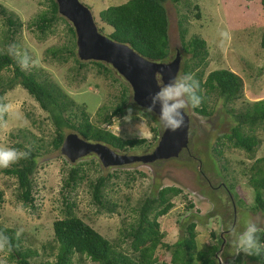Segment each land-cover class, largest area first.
Segmentation results:
<instances>
[{"label": "trees", "instance_id": "16d2710c", "mask_svg": "<svg viewBox=\"0 0 264 264\" xmlns=\"http://www.w3.org/2000/svg\"><path fill=\"white\" fill-rule=\"evenodd\" d=\"M169 1L178 7L180 14L178 20L180 49L177 52L182 58L180 74L181 76L191 74L200 85L198 94L202 96V103L197 108L190 107L196 113L210 117L215 112L218 102L222 101L226 112L234 121L230 132L218 136L210 146L212 154L209 159L220 178L214 191L218 193L217 197L221 201L224 195L228 197L232 211L236 208H245L246 198L241 192L237 172L231 167L232 163L227 159L226 154L231 148H235L244 151L249 158L255 157L261 144L257 132L264 130V98L246 102L243 107L236 109V102L244 97L243 79L228 69L214 70L205 76L209 64L207 41L199 34L189 35L191 14L198 19L201 18L199 0H128L100 11L101 22L112 31L106 33L105 26H101L99 31L114 41L130 45L136 52L150 60L168 62L171 59L170 23L165 4ZM48 2L49 9L33 16L27 24L38 31L37 35L45 38L49 33H53L59 22H63L69 36L68 42L50 48L47 52L59 63L73 60L74 64L68 69L72 74L71 81L85 79L88 67L91 65L95 67L99 77L112 81L108 91L112 98L109 103L99 107L96 118H93L85 104L78 103L59 82L46 74V68L22 70L15 49L5 50L0 46V111H2L3 95L19 84L47 113L54 127L53 136L47 143L49 148L61 149L68 131L78 134L86 141L104 143L121 154H127L143 146L147 141L146 138H125L111 129L115 123L113 117L122 118L125 109L130 107L131 86L110 64L94 60L82 61L78 58L74 26L59 13L56 0H48ZM181 8H184V11ZM2 14L5 15V12ZM5 21L9 27L8 32L12 35L22 26L19 19H13L9 15L5 17ZM261 47L264 49V31L261 36ZM25 53L29 55L28 50L24 48L22 54ZM136 107H133V110L136 109V112L149 116L147 111ZM159 129L158 124L151 128L155 133V141L159 140L156 137ZM12 136L18 138V135ZM23 138L29 146L24 142H18L14 146L16 149L28 152V156L8 168H3L2 171L16 178L18 199L24 207L34 211L37 209L38 191L33 175L38 167L41 148H44L41 140L43 138L29 139L28 133H24ZM39 142L42 144L39 145ZM201 161L204 160L200 155L198 162ZM92 162L94 163V160ZM112 168L118 169L121 166ZM247 169L242 170V175L248 177V182L255 193L252 209L264 214V157L256 159ZM199 171L201 173L204 170L199 168ZM84 172L85 170L79 165L71 166L68 170V176L63 184L67 192L63 193L62 213L52 223L51 240L43 243L40 248L35 246L34 240L28 239L26 231L20 232L17 227L1 221L5 191L0 189V242L8 252L9 261L15 264H84L88 260L97 264H220L217 254L221 251L223 239L212 233V237L217 240L216 244L199 248L196 240L198 223L195 220L181 223V233L175 242L165 241L166 233L161 229L159 217L166 215L172 209L173 198L182 193L181 188L177 186L163 187L156 196H149L132 208L135 218L131 222H127L125 217L122 218L119 237L112 239L102 234L85 221L78 213L75 201L69 197V190H74L79 184L85 183ZM114 176L118 177V174ZM114 176L111 174L107 177L99 176L96 181H90L92 201L98 211L113 213L118 211V207L125 206L120 201L109 198L104 192L107 180ZM189 206L192 207L193 204ZM223 217L224 222L228 217L232 218V215H227V219L225 215ZM257 236L262 246L261 251L252 254L246 252V259L240 254L236 264H245L247 259L250 264H264V228L258 229ZM123 244L127 246L124 247ZM222 254L230 255L227 248ZM0 264H3L1 258Z\"/></svg>", "mask_w": 264, "mask_h": 264}, {"label": "rangeland", "instance_id": "374dc122", "mask_svg": "<svg viewBox=\"0 0 264 264\" xmlns=\"http://www.w3.org/2000/svg\"><path fill=\"white\" fill-rule=\"evenodd\" d=\"M80 1L91 10L99 29L105 26L100 20V11L128 0ZM199 3L201 18L198 19L191 14L189 35L199 34L207 41L209 64L205 76L214 70L228 69L243 79L244 97L236 102V109L243 107L246 102L264 98V49L261 47V36L264 31V0H199ZM165 5L170 23V60H173L180 49L178 32L180 14L174 3L169 1ZM46 9H49L48 0H0V46L5 50L15 49V53L19 51L21 54L22 49H27L30 60L35 61L34 64L30 62L28 69L46 68V74L59 82L78 103L85 104L92 117L96 118L99 107L109 103L112 98L108 93L112 81L99 77L92 65L88 67L85 79L80 77L78 81H71L72 74L68 69L74 64L73 60L59 63L47 52L50 48L68 42L69 36L65 24L59 22L53 33H49L45 38L37 35L38 31L27 24L33 16ZM181 10L184 11V8ZM4 12L5 15L2 14ZM8 15L22 22L16 34L12 35L8 32L9 27L5 21ZM111 31L110 27L105 26L106 33ZM179 77L181 74L178 75ZM131 106L133 108L137 104H130ZM1 109L0 148H15L14 145L18 142H24L29 146L23 138L24 133H28L29 139L32 137L44 139H41L44 148H41L38 167L33 175L38 191L37 209L34 211L24 207L18 199L16 178L4 173L3 168H0V189L5 191L1 221L17 227L20 232L26 231L28 239L34 240L37 248L52 238V223L62 213L63 193L67 192L63 187L64 179L68 176L70 167L76 165L85 170L86 181L79 184L76 189L69 190V197L75 201L77 211L85 221L109 238L119 237L123 217L127 222L133 221L135 216L132 208L145 198L156 196L161 188L171 185L181 188L182 193L173 198L172 209L166 215L159 217L161 229L166 233L165 241L168 243L178 239L182 222L195 220L198 223L196 240L199 248L216 244L217 240L212 237V233H215L223 239L221 251L217 254L220 264H236L240 254L244 259L247 256L246 252L240 250L238 243V237L245 231L247 224L255 223L258 229L264 228V214L252 209L255 193L248 182V177L242 175V170H248L247 167L256 159L264 157L263 129L257 132L261 144L254 158H249L239 149L231 148L226 151V157L232 163L231 167L237 172L247 207L232 211L228 197L224 195L221 201L217 197L218 193L214 191L220 178L209 159L212 154L210 146L218 136L230 132L234 125L233 117L226 112L222 101L218 102L215 112L210 117L196 113L190 105L185 108L190 115V138L188 147L177 157L154 161L152 164L136 162L123 165L118 168L122 171L104 167L95 154L71 162L62 154L61 149L49 148L47 143L53 136L54 127L47 113L22 85H15L3 95ZM156 124L160 127L156 137L160 138L164 128L158 118L153 113L145 116L135 109L130 122H124L121 118V123L115 121L111 129L125 138H146L147 141L143 146L127 153L144 155L153 152L159 141L154 140L155 133L151 130ZM70 133L72 132L68 131L67 135ZM12 135H18V138ZM42 142H39V145ZM200 155L204 161L198 162ZM92 160L94 163H91ZM199 168L204 171L200 173ZM116 173L118 177L114 176ZM109 174L114 177L107 180L104 192L109 198L125 205L117 208L122 213L98 211L93 204L90 181H96L99 176L107 177ZM190 202L193 204L192 207L189 206ZM224 215L226 219L227 215H232V218L228 217L223 222ZM123 246L126 247L127 244ZM226 248L229 256L222 254ZM5 250L0 242L1 262L15 264L8 260V252ZM247 261L249 260L247 259L245 264H250ZM84 264L97 263L88 260Z\"/></svg>", "mask_w": 264, "mask_h": 264}, {"label": "water", "instance_id": "95a60500", "mask_svg": "<svg viewBox=\"0 0 264 264\" xmlns=\"http://www.w3.org/2000/svg\"><path fill=\"white\" fill-rule=\"evenodd\" d=\"M59 13L74 26L77 56L82 61H102L110 64L131 86L137 106L145 108L151 103L150 94L158 91V85L178 78L181 72V55L173 60L157 62L136 52L130 45L117 42L101 33L91 10L80 0H56ZM159 105L153 114L158 118ZM185 111V110H184ZM190 115L185 111V125L176 132L163 130L153 152L144 155H128L115 152L108 145L86 141L76 133L66 136L61 152L71 162L89 154H95L104 167H117L131 163L152 164L154 161L177 157L188 147Z\"/></svg>", "mask_w": 264, "mask_h": 264}, {"label": "clouds", "instance_id": "9594fccd", "mask_svg": "<svg viewBox=\"0 0 264 264\" xmlns=\"http://www.w3.org/2000/svg\"><path fill=\"white\" fill-rule=\"evenodd\" d=\"M19 58L18 63L22 70L28 69L31 61L30 57L19 51L15 53ZM159 90L150 94L151 103L146 106L147 113L152 114L157 105L160 111L158 120L161 126L170 132H176L185 125V108L191 106L197 108L202 103V96L198 94L200 85L191 74L183 75L179 78H172L167 84L158 85ZM130 104H135L133 99ZM133 108L126 109L122 117L124 122H130L133 116ZM115 121L121 123L120 117H113ZM135 135V134H134ZM28 152L16 148H0V168H8L21 158L28 156ZM258 227L255 223H248L245 231L238 237L241 251L249 254L259 253L262 246L258 242Z\"/></svg>", "mask_w": 264, "mask_h": 264}]
</instances>
